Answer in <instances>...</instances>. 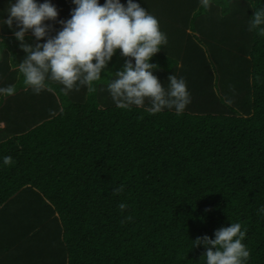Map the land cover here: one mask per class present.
<instances>
[{
  "label": "trees",
  "instance_id": "obj_1",
  "mask_svg": "<svg viewBox=\"0 0 264 264\" xmlns=\"http://www.w3.org/2000/svg\"><path fill=\"white\" fill-rule=\"evenodd\" d=\"M134 2L168 39L153 74L165 88L170 75L186 81L180 115L116 106L119 50L92 90L48 80L35 94L0 20V87L18 79L0 96V264H205L192 241L231 222L247 229L248 264H264V35L249 31L264 0ZM58 3L69 19L71 0Z\"/></svg>",
  "mask_w": 264,
  "mask_h": 264
},
{
  "label": "clouds",
  "instance_id": "obj_2",
  "mask_svg": "<svg viewBox=\"0 0 264 264\" xmlns=\"http://www.w3.org/2000/svg\"><path fill=\"white\" fill-rule=\"evenodd\" d=\"M207 9L210 0H200ZM75 6L67 20L58 21V10L51 0H9L7 18L0 19L12 30L26 53L19 71L24 84L35 94L47 88V81L63 85L65 94L80 87L92 90L94 82L101 79L113 57L119 54L126 58L122 71L108 84V91L118 108H145L150 114H158L165 109L182 114L190 103V93L184 78L176 75L168 77V87L162 86L153 73L157 65L152 58L164 49L167 36L161 31L157 18L134 0H71ZM60 29L55 35L54 25ZM15 25V27H13ZM256 30L264 35V8L255 11L249 21V31ZM35 38V46L26 43L28 34ZM40 41H44L40 43ZM134 61V63H133ZM15 94V86L0 87V96ZM11 157H4L9 163ZM119 195L124 191L120 185L114 189ZM121 211L127 205H119ZM258 213L264 215V206ZM131 219V217H128ZM247 229L241 223L231 222L214 232V239L208 235L197 237L193 247L203 246L205 264H248L250 250L243 243Z\"/></svg>",
  "mask_w": 264,
  "mask_h": 264
},
{
  "label": "crops",
  "instance_id": "obj_3",
  "mask_svg": "<svg viewBox=\"0 0 264 264\" xmlns=\"http://www.w3.org/2000/svg\"><path fill=\"white\" fill-rule=\"evenodd\" d=\"M3 2H5L6 4L5 5H2L1 6V10H0V12H2L3 13V15H4V17H3V19H6L7 18V12H6V9L8 8V7H10V4H9V1L8 0H2ZM3 2H0V3H3ZM8 3V4H7ZM13 27H15V25L13 26ZM31 34L29 33L28 34V36H26V38H25V41H26V43H28V44H31V40H32V36H30ZM18 42L19 41H17L16 39H15V37L13 36L12 38H11V41H9V43L12 45L13 44V47L12 46H10V47H12L11 48V50H14L15 48H16V46L18 45ZM14 44H16V45H14ZM9 48V47H8ZM10 49V48H9ZM8 50V49H7ZM0 52H1V54H0V56L2 55V54H4L3 53V50L2 49H0ZM11 67V70L10 71H8V69H6L7 67H5V70L4 69H1V70H3V71H5L6 73H8V74H10L12 71H14L15 69H16V67L13 65V66H10ZM7 74V75H8ZM8 80H10L9 81V83L11 82L13 85L14 84H16L17 82H18V79H15V77H11L10 79H8ZM3 260V259H2ZM4 262H3V264H14V263H11V261L9 262V260L8 259H4L3 260ZM21 264H23V263H21ZM25 264H30V263H25Z\"/></svg>",
  "mask_w": 264,
  "mask_h": 264
},
{
  "label": "rangeland",
  "instance_id": "obj_4",
  "mask_svg": "<svg viewBox=\"0 0 264 264\" xmlns=\"http://www.w3.org/2000/svg\"><path fill=\"white\" fill-rule=\"evenodd\" d=\"M64 0H51V2H53V4L56 6L57 10H58V13L62 11L63 7L60 3L58 2H63ZM39 2V0H38ZM61 10V11H59ZM54 26H57V25H54ZM56 29V28H55ZM44 42V41H43ZM17 69V68H16Z\"/></svg>",
  "mask_w": 264,
  "mask_h": 264
}]
</instances>
